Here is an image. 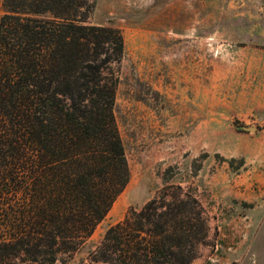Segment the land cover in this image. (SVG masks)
Masks as SVG:
<instances>
[{
    "label": "trees",
    "instance_id": "obj_1",
    "mask_svg": "<svg viewBox=\"0 0 264 264\" xmlns=\"http://www.w3.org/2000/svg\"><path fill=\"white\" fill-rule=\"evenodd\" d=\"M94 0H0V264L77 251L126 188L115 118L124 41L85 24ZM108 227L92 264H190L206 238L197 198L171 185Z\"/></svg>",
    "mask_w": 264,
    "mask_h": 264
},
{
    "label": "rangeland",
    "instance_id": "obj_2",
    "mask_svg": "<svg viewBox=\"0 0 264 264\" xmlns=\"http://www.w3.org/2000/svg\"><path fill=\"white\" fill-rule=\"evenodd\" d=\"M85 24L124 41L115 118L130 179L86 243L54 264H92L115 214L155 197L170 166L169 184L206 219L190 264H264V0H94Z\"/></svg>",
    "mask_w": 264,
    "mask_h": 264
},
{
    "label": "crops",
    "instance_id": "obj_3",
    "mask_svg": "<svg viewBox=\"0 0 264 264\" xmlns=\"http://www.w3.org/2000/svg\"><path fill=\"white\" fill-rule=\"evenodd\" d=\"M252 176H253V174H252ZM254 179H255V181H260V178H257V177H253ZM240 181H241V184L243 185V187H244V190H247L248 188H249V186H251L252 185V183H253V179L251 178V176H249V177H245V179L243 178V179H240ZM240 190H243V189H240ZM249 190V189H248ZM238 191H235V193H237ZM247 196L249 197L250 196V193H248L247 194ZM113 215V214H112ZM115 221H113V223H111L109 226H111V225H115L116 223H118L121 219H120V215L119 214H115ZM108 226V227H109Z\"/></svg>",
    "mask_w": 264,
    "mask_h": 264
},
{
    "label": "water",
    "instance_id": "obj_4",
    "mask_svg": "<svg viewBox=\"0 0 264 264\" xmlns=\"http://www.w3.org/2000/svg\"><path fill=\"white\" fill-rule=\"evenodd\" d=\"M241 130L242 131H245V132H255V128L254 127H241Z\"/></svg>",
    "mask_w": 264,
    "mask_h": 264
}]
</instances>
